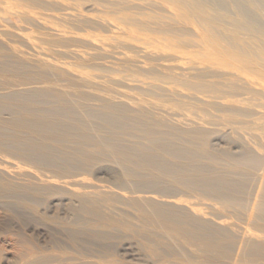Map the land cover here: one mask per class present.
<instances>
[{
	"label": "rangeland",
	"instance_id": "rangeland-1",
	"mask_svg": "<svg viewBox=\"0 0 264 264\" xmlns=\"http://www.w3.org/2000/svg\"><path fill=\"white\" fill-rule=\"evenodd\" d=\"M46 1L65 2L72 6L73 10L60 14H72L85 20L100 21L108 25L103 29L93 28L94 33L98 35L95 40L81 37L80 34L68 35L70 38L89 40V42H79L80 47L73 50L85 54L83 56L92 59L93 62H89V66L81 70L69 66L68 63L74 62L73 59L63 58L60 63L55 64L40 62L47 61L48 58L33 53L26 44L22 43L19 36H24L26 33L31 35L30 30H35L39 35L45 32L53 35L58 33L39 31L32 24L13 19L9 24L3 23L2 26L5 28L0 27V30L13 34L11 38L0 37V66L6 62L13 65L27 64L31 70L26 77L31 79V84L26 87L9 88L5 86L7 83L5 80L16 82L18 79H10L11 77L0 73V93L47 91L50 93V98L58 95L66 99L70 105L83 106L86 111L95 110L103 114L113 112L114 107H119L126 110L130 117L143 116L150 124L162 123L183 130H200L205 133L208 145L215 152H228L236 157H243L251 152L264 158V127L260 126L261 132L257 136L220 131V125L225 124L238 125L242 128L255 126L258 119L264 117L262 85L264 63L258 57L264 52V44L259 40L260 33L264 32V4L261 1H254L250 8L261 14L263 18L246 16L232 5L242 0H233L228 8L217 6L213 0H159L165 2V9L148 11L143 15L136 11L125 14L137 18L171 20L176 21L180 26H190L193 29L190 35L174 34L169 37L174 45H179L175 51L185 53L186 59L181 61L182 69L195 68L205 62L212 63L213 58H208L207 53L214 50L215 43L223 47L222 51H228L232 57L241 59L236 65L243 67V74L251 76L254 81L262 82H258L255 87H244L245 91L239 99L248 100L246 104L254 105L255 109L252 112L245 109L240 114L236 112L237 107L240 106H226L221 112L214 110L212 103L203 101H198L197 106H189L182 103L184 100L180 97H170L159 89L142 85L140 83L142 80L150 83L157 80L159 85H163L169 79L158 72L162 69L160 65L179 64L147 61L139 57L136 59L142 64L137 66L127 64V43L140 45L136 41L130 42L128 37L121 33L123 30L136 28L120 21L124 14L111 13L113 12L111 9L98 6L93 0ZM124 1L134 4L145 2L144 0ZM201 9L207 11L203 18L199 16ZM184 12L190 13L191 16L185 17ZM44 19L53 22L51 18ZM13 25L28 31L22 33ZM219 29L228 30L222 33ZM231 33L239 39L237 43L231 41L229 37ZM144 34L161 39V35L154 29ZM91 40L93 41L90 42ZM242 41L255 44L253 51L243 49ZM99 46L103 50L96 49ZM156 46L160 45L156 44ZM250 62L254 63L253 68L246 67H249ZM37 68L47 69L49 71L46 73L47 77L42 78ZM255 91H259L260 95L255 96ZM29 105L42 110L50 107L49 104H41L40 99ZM169 108L180 110L190 117H180L175 111L167 110ZM44 116L51 117V113L44 112ZM8 117L3 116L5 119ZM187 119H192L194 123L187 122ZM85 132L91 136L89 140L98 136V133L90 127H86ZM7 135L0 140L9 137ZM9 135H12L11 139L17 137L14 132ZM16 142L22 141L16 139ZM57 143H55L56 147L62 152L68 151L69 147L73 146L62 141ZM15 146L6 148V152L0 154V264H31L32 260L42 261V259L49 264L65 257L69 261L81 260L80 262L84 264H99L103 261L110 263L115 259L129 264H152L154 259L149 243L150 237L160 242L159 253L174 260L183 257L192 263L194 261L204 263L207 262L205 258L207 248L216 246L220 249L224 248L227 254L239 260L237 262L231 257L219 259L221 264H264V217L256 210L261 204V198L256 194V184L247 193L239 194V204L178 186L160 185L155 188L156 191H153L158 195L156 199L163 205L161 209L164 214L155 216L149 212L148 216L144 217L143 212L128 210L125 200L121 198L126 195L111 186L121 185L113 177L124 174V168L118 161L110 158V153L103 149L104 146H97L94 142L74 146L84 152V160L81 161L83 164L64 163L60 159L62 155H50L48 152L37 157L29 148H24L22 143H17ZM22 148L24 149L20 150ZM35 158L40 159V164L34 162ZM94 159H98L96 160L98 162H93ZM45 160L50 162L45 163ZM82 165L89 166L87 176L81 178L86 182L73 184L74 186L60 183L62 178L59 166ZM18 167L26 172L19 174ZM1 169L12 172L6 174ZM253 173L256 178L264 182V170H253ZM45 179L47 182L43 183ZM103 186H111L115 191L105 194L107 204L122 209L119 215H115L113 211L103 207V201L101 206L94 209L98 210L101 216L104 214L106 221L113 219L117 221V229L111 233L113 238L107 241H103V228L93 234L71 227L77 219L101 221L88 213L81 212L77 216L72 208L77 205L76 191L89 192L91 190L89 187L103 190ZM162 190L164 194L159 193ZM101 195L103 200V192ZM195 209H201L205 214L207 213L206 216L196 215ZM222 225H229L228 227L231 225V228ZM248 232L259 235L261 240H253L243 235ZM192 237L195 238L193 240L195 242L191 241Z\"/></svg>",
	"mask_w": 264,
	"mask_h": 264
},
{
	"label": "bare ground",
	"instance_id": "bare-ground-1",
	"mask_svg": "<svg viewBox=\"0 0 264 264\" xmlns=\"http://www.w3.org/2000/svg\"><path fill=\"white\" fill-rule=\"evenodd\" d=\"M93 1L100 7L111 9L113 11L111 13L124 14L120 21L129 26L136 27L121 32L128 37L130 42L136 41L140 45L127 43V64H136V66L137 64H142L136 59L137 57L153 62H178L179 65L177 66L169 64L160 65L162 69L158 72L166 76L169 79L168 82L159 85L157 80H154L152 83L142 80L140 82L142 85L159 89L170 97H180V99L184 100L182 103H186L189 106H197L196 103H199L198 101H203L209 104L212 103L214 110L220 112L225 110L226 106H240L241 108L237 107L236 110L238 114L245 109L250 112L254 111V105L246 104L248 100H241L239 97L245 91L244 87L254 86L262 81H254L251 79V76L243 74V67L236 65L241 59L232 57L228 51H222L224 50L223 47L219 43H215L214 50L207 53L208 58H213L212 63L205 62L195 68L182 69L181 64L183 63L181 61L186 59L185 53H177L175 50L179 48V45H174L169 37L174 34L190 35L193 32L190 26H180L176 21L171 20L137 18L125 15L130 11H136L140 15H143L148 11L165 9V2L144 0V4H134L124 0ZM213 1L217 6L222 8H228L233 3V0ZM254 1H261L264 4V0H242L240 3L234 2L232 5H235L246 16L263 18L261 14L250 8V5ZM71 10H73L71 5L58 1L0 0V27L5 28L2 26L3 23L9 24L11 20L18 19L20 22L32 24L39 31H56L58 33L56 35L46 32L39 35L35 33V30H30L32 32L31 35L26 33L24 36H17L33 53L48 58L47 61L41 60L40 62L55 64L60 63L63 58L73 59L74 62L68 63L69 66L81 70V68L89 66L88 63L93 62V60L83 56L85 54L77 53L73 48H77L79 42H89V40L70 38L68 35L80 34L81 37H90L95 40L98 38V35L94 33L93 28L103 29L107 28L108 25L100 21L85 20L72 14H60V12ZM183 14L185 17L191 16L187 12ZM206 14V10H199L201 18L205 17ZM46 17L48 19L51 18L53 22L45 20L44 18ZM15 26L22 33L28 31L17 25ZM15 26L13 25V27ZM152 29L161 35V39L144 34ZM227 30L221 29L220 32L226 33ZM0 37L11 38L13 34L10 35L6 30H0ZM229 37L235 43L239 40L233 33ZM259 40L261 44H264V32L260 33ZM156 44L160 46L158 47ZM241 47L246 51H253L255 44L242 41ZM96 49L103 50L100 46L96 47ZM217 55L219 56L217 57ZM258 57L264 63V52L260 53ZM248 65L249 67L246 66L247 68L254 67V63L252 62ZM246 67L244 66V68ZM262 67H264V64ZM37 69L41 72L42 78L47 77L46 73H49L47 69ZM30 70L31 67L27 64L13 65L10 62H6L0 66V73L11 77L10 79H18L16 82L5 80L7 81L5 86L9 88L29 86L31 79L26 77V74ZM262 85L264 90V79ZM254 94L255 96H259L260 92L255 91ZM192 96L196 98H191ZM51 97L54 100L50 98V93L47 91L30 90L9 94L0 93V138H3L7 133V136H9L4 140H0V154L5 153L6 148L16 147L15 144L22 143L24 148H29L31 153L35 154L34 156L37 155L38 157L42 153L48 152L50 155H62L60 159L64 163H82L84 152L74 148V146L80 143L94 142L97 146H104L103 149L110 153V158L118 161L124 168V174L113 177L121 185L111 186L120 190L123 195H126V197L121 198L125 200V206L128 210L143 212L144 217L148 216L149 212L155 216L163 215L164 211L161 209L163 205H161V201L156 199L158 195L154 194L155 188L160 185L178 186L192 192L218 196L226 201H233L239 204V194L247 193L256 184V194L261 198V204L259 207H256V210L259 213L261 212V216L264 217L263 181L256 178L253 173V170H264L263 157L251 152L243 157H236L228 152H215L208 145L205 133L200 130H183L162 123L157 125L150 124L143 116L130 117L127 115L126 110L119 107H114L112 109L113 112L103 114L95 110L86 111L83 109V106L70 105L66 99L58 95ZM37 99H40L41 104H49L50 107L46 110L32 108L29 103ZM167 110H170V112L175 111L180 117H190L177 109L169 108ZM44 112H50L51 117H45ZM233 112L235 113L234 110ZM5 115L9 117L7 119L3 118ZM187 122L194 123L192 119ZM256 123L255 126L247 128L231 124L220 125V131L236 135L247 134L257 136L261 132L260 126L264 127V117L261 120L258 119ZM86 127L92 128V130L98 133V136L89 140L91 136L86 134ZM11 132L16 133L17 137L11 139L10 136L12 135H9ZM16 139H21L22 142H16ZM67 139H70L72 142ZM60 141L71 143L73 146L72 148L69 147L68 151L62 152L55 144ZM96 160L98 159H94L93 162H98ZM34 162L40 164V159L35 158ZM48 162L50 160H45V163ZM58 169L61 171L62 180H60V183L66 186H74L73 184L86 182V180H81V178L87 176L86 173L89 170V166H59ZM1 170L6 174L12 172L5 169ZM17 170L19 174L26 172L21 167H18ZM132 179L137 181L133 182ZM45 182H47V179L43 180V183ZM111 186H103V190L97 187H89L91 189L89 192L76 191L75 203L77 202V205L75 204L72 208L74 214L78 216L81 212L83 214L88 213L95 218H99L102 222L98 220L77 219L71 225L72 228L76 230L81 229L86 233L93 234L98 229L103 228V241L113 238L111 233L117 229V221L114 219L106 221L107 219L104 214L101 216L98 210H94L97 209L95 207L101 206L103 201V207L106 210L113 211L115 215H119V212L122 211V209H117L107 204L108 201L104 198L108 192L115 193ZM159 193L164 194L163 190ZM150 196H154L155 198ZM194 213L201 217L207 214L201 209H195ZM222 226L228 227L229 225ZM228 228H231V225ZM243 235L253 240H261L259 235L251 232ZM193 240H195L194 237H192L191 241ZM149 243L152 247L151 253L154 259L152 264H221L219 259H227L229 257L237 260V262L239 261L236 257L227 254L224 248L220 249V247L216 246H209L207 248V254H205L207 262L200 263L194 261L192 263V261L183 257L175 259L177 260L175 261L172 257L167 258L159 253L160 242L150 237ZM169 246L172 247L171 244ZM171 252L173 253V251ZM43 261V259L42 261L32 260L30 263L46 264ZM80 261H69L65 257L64 259L51 261L52 263L49 264H84ZM102 263L129 264L127 262L122 263L117 259L110 263L105 261Z\"/></svg>",
	"mask_w": 264,
	"mask_h": 264
}]
</instances>
